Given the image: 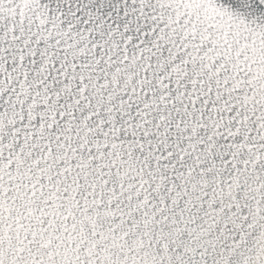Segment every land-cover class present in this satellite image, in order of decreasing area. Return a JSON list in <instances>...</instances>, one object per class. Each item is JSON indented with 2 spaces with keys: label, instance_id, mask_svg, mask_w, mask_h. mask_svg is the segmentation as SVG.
I'll return each mask as SVG.
<instances>
[{
  "label": "snow or ice",
  "instance_id": "1",
  "mask_svg": "<svg viewBox=\"0 0 264 264\" xmlns=\"http://www.w3.org/2000/svg\"><path fill=\"white\" fill-rule=\"evenodd\" d=\"M0 264H264V0H0Z\"/></svg>",
  "mask_w": 264,
  "mask_h": 264
}]
</instances>
